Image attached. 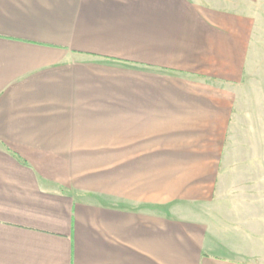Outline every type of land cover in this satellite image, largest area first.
I'll list each match as a JSON object with an SVG mask.
<instances>
[{"label":"crops","instance_id":"crops-1","mask_svg":"<svg viewBox=\"0 0 264 264\" xmlns=\"http://www.w3.org/2000/svg\"><path fill=\"white\" fill-rule=\"evenodd\" d=\"M264 0H0V264H264Z\"/></svg>","mask_w":264,"mask_h":264},{"label":"rangeland","instance_id":"rangeland-1","mask_svg":"<svg viewBox=\"0 0 264 264\" xmlns=\"http://www.w3.org/2000/svg\"><path fill=\"white\" fill-rule=\"evenodd\" d=\"M258 61L264 62V54H259L258 55ZM259 74L264 73V71H258Z\"/></svg>","mask_w":264,"mask_h":264}]
</instances>
